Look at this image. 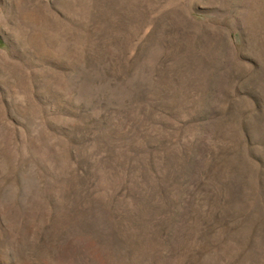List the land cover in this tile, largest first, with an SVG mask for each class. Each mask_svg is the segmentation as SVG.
Returning a JSON list of instances; mask_svg holds the SVG:
<instances>
[{
  "label": "rangeland",
  "instance_id": "1",
  "mask_svg": "<svg viewBox=\"0 0 264 264\" xmlns=\"http://www.w3.org/2000/svg\"><path fill=\"white\" fill-rule=\"evenodd\" d=\"M0 264H264V0H0Z\"/></svg>",
  "mask_w": 264,
  "mask_h": 264
}]
</instances>
